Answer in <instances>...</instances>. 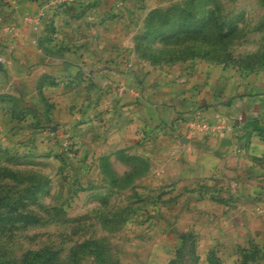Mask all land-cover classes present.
I'll return each instance as SVG.
<instances>
[{"label": "crops", "instance_id": "crops-1", "mask_svg": "<svg viewBox=\"0 0 264 264\" xmlns=\"http://www.w3.org/2000/svg\"><path fill=\"white\" fill-rule=\"evenodd\" d=\"M46 1L0 0V143L45 153L67 134L76 175L106 174L103 162L133 171L124 158L138 157L134 182L160 193L168 231L217 246L224 264L264 251V69L132 64L126 41L104 33L115 1L39 15ZM200 119L213 129L194 128Z\"/></svg>", "mask_w": 264, "mask_h": 264}, {"label": "rangeland", "instance_id": "rangeland-1", "mask_svg": "<svg viewBox=\"0 0 264 264\" xmlns=\"http://www.w3.org/2000/svg\"><path fill=\"white\" fill-rule=\"evenodd\" d=\"M111 1L115 8L102 16L106 40L126 41L123 51L129 62L133 55L132 64L160 68L199 60L264 69V0ZM170 7H181L189 18L173 13L168 25L157 13L148 19L151 10ZM48 142L45 153L37 144L30 150L28 142L22 148L0 143L8 152L0 150V195L6 199L0 264H224L217 246L167 230L168 221L157 213L162 197L151 183L128 181L124 173L116 182L107 174L76 175L69 136ZM115 169L121 173L124 166ZM248 247L240 252L248 255L244 264H264V251Z\"/></svg>", "mask_w": 264, "mask_h": 264}, {"label": "trees", "instance_id": "trees-1", "mask_svg": "<svg viewBox=\"0 0 264 264\" xmlns=\"http://www.w3.org/2000/svg\"><path fill=\"white\" fill-rule=\"evenodd\" d=\"M157 13L160 17H161V24L162 25H165V24H170V21L169 19L171 18V14H180V17L182 18V20H185V19H188L189 17L185 14V11L184 9H182L181 7H178L177 9H173V8H165V9H160V8H156V9H153L151 10L149 13H148V19L152 18L153 17V14ZM184 13V14H182ZM3 153H8L7 152V149L5 148H1L0 149ZM66 156V155H65ZM125 161H129L131 162V164H133V166H135L133 168V171H127L124 173V175L126 176L127 175V179L126 180H131L133 179V177L135 176V174H140V172H142L144 170V165H145V162L144 160L138 158V157H135V156H127L126 158H124ZM103 169H105V172L107 175L110 176V179L113 181L116 182V178H117V175L110 169L109 165L107 162H103ZM117 180H120V178H117ZM6 199H4L3 195H0V206H3L6 204ZM248 255H244L243 253H240L238 258H237V263L238 264H244L246 261H247V258Z\"/></svg>", "mask_w": 264, "mask_h": 264}, {"label": "built area", "instance_id": "built-area-1", "mask_svg": "<svg viewBox=\"0 0 264 264\" xmlns=\"http://www.w3.org/2000/svg\"><path fill=\"white\" fill-rule=\"evenodd\" d=\"M73 0H47L46 2H44L42 4V7L40 9L39 15L44 14V11L46 9H52L55 8L56 6H59L63 3H67ZM193 127L199 130H205V131H210L213 129V127L206 121V119H200L197 122H193ZM70 150V147L68 145V143L65 141L64 143H62L61 145V152L64 155H68Z\"/></svg>", "mask_w": 264, "mask_h": 264}]
</instances>
